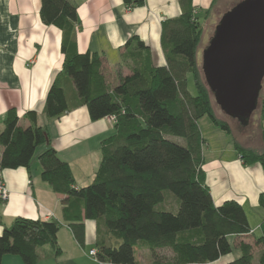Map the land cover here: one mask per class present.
<instances>
[{
  "label": "trees",
  "instance_id": "trees-1",
  "mask_svg": "<svg viewBox=\"0 0 264 264\" xmlns=\"http://www.w3.org/2000/svg\"><path fill=\"white\" fill-rule=\"evenodd\" d=\"M128 7L143 0H123ZM182 13L162 23L161 42L166 63L155 65L149 46L132 36L123 56L131 61L130 73L111 87L104 73V58L96 51L76 47L77 5L72 0H41L40 16L62 31V72L74 84L78 99L70 102L56 80L47 91L44 115L57 118L85 105L91 120L114 116L115 132L101 141L102 158L92 181L75 184L70 163L51 145L48 129L35 110L19 124L10 108L0 130V171L29 168L37 146L41 177L63 194V215L77 240L84 243L85 219L101 221L105 237L97 240V258L113 264H139L141 244L149 248L152 264L207 263L229 254V235H244L251 226L244 207L235 199L216 205L205 181L203 137L198 120L211 121L232 133L228 121L216 116L210 90L199 73L197 45L203 26L195 17L192 0H180ZM193 76L196 93L188 86ZM261 103L264 98L259 97ZM260 102V101H259ZM263 146L234 145L245 164L264 166ZM174 137L183 138V143ZM174 195L171 196L172 194ZM264 203V198L261 197ZM57 221L17 216L0 233V264L5 254L19 255L25 264H37L38 248L50 244L60 253ZM264 243V237L255 244ZM240 255L223 264H264V249L255 261L253 243L240 240ZM168 250L169 254L161 253Z\"/></svg>",
  "mask_w": 264,
  "mask_h": 264
},
{
  "label": "crops",
  "instance_id": "crops-1",
  "mask_svg": "<svg viewBox=\"0 0 264 264\" xmlns=\"http://www.w3.org/2000/svg\"><path fill=\"white\" fill-rule=\"evenodd\" d=\"M72 1L77 5V50L96 51L103 56L104 73L111 87L119 82L121 76L130 73L132 62L125 59L123 52L125 43L132 36H138L149 46L155 65L166 63L161 42L162 23L182 13L180 0H143L135 7H128L123 0ZM236 2L192 0L195 17L203 26L197 45V60L206 24L214 30L221 14ZM40 7L41 0H0V130L10 108L17 111L22 126L30 123L26 112L35 110L38 122L48 129L51 145L62 159L70 163L75 184L81 187L92 181L102 158L101 141L115 132V121L113 116L91 120L85 105L74 107L57 118L44 115L46 94L53 81L65 87L70 102L75 103L78 97L71 78L62 72V31L42 21ZM261 96L264 98L263 88ZM259 104L258 121L261 126L264 125V102L260 100ZM243 145L250 146L247 143ZM262 146L263 142L260 148ZM46 147V143L37 146L29 168L20 166L0 171L8 190V196L0 198V233L17 216L57 221L60 224L57 233L60 253H56L50 244L40 246L37 264H113L102 262L90 254V250L96 248L97 240L105 237L101 221L84 220L85 240L80 243L70 222L64 218L63 194L55 192L41 177L38 155ZM1 153L0 145V157ZM203 155L205 181L214 203L219 205L227 199L240 202L251 232L240 236L229 235L233 243L232 252L202 264H223L235 259L240 255L237 245L240 240L254 244L253 253L257 260L264 249V243L255 244L256 239L264 237V203L261 200V197L264 198V166L260 163L245 164L233 139L220 141L205 138ZM93 157L97 163L90 167ZM161 253L169 254V251ZM136 256L139 264H152L151 252L146 246L139 244ZM1 264L25 263L19 255L5 254Z\"/></svg>",
  "mask_w": 264,
  "mask_h": 264
},
{
  "label": "water",
  "instance_id": "water-1",
  "mask_svg": "<svg viewBox=\"0 0 264 264\" xmlns=\"http://www.w3.org/2000/svg\"><path fill=\"white\" fill-rule=\"evenodd\" d=\"M202 71L221 108L248 124L264 80V0H239L221 14Z\"/></svg>",
  "mask_w": 264,
  "mask_h": 264
},
{
  "label": "rangeland",
  "instance_id": "rangeland-1",
  "mask_svg": "<svg viewBox=\"0 0 264 264\" xmlns=\"http://www.w3.org/2000/svg\"><path fill=\"white\" fill-rule=\"evenodd\" d=\"M239 1V0H237ZM231 6H229L230 8ZM214 30L211 26H208L206 24L205 29H204V34L202 36L199 49H200V57H198V68H199V73L201 74L202 78L204 79L203 71H202V56H203V46L205 43H208L210 41V36L211 34L213 35ZM209 44V43H208ZM207 44V45H208ZM205 80V79H204ZM188 86L193 94L196 93V88L194 85L193 81V76L191 73L188 74ZM263 90H264V80H263ZM262 92V91H261ZM210 97H211V103L214 109V112L216 116L219 118L226 120L229 122L232 128V133H228L225 130L221 129L220 127L216 126L210 119L208 115H204L200 118L199 121V126L201 128L202 134L206 139H211V140H231L235 138L238 142L241 144L247 143L250 144L251 147L260 149L262 145V136H261V126L259 125V115H260V109L258 104V109L256 108L252 115L250 116L249 123L248 124H243L237 117H232L228 115L219 105L217 102L215 95L212 91H210ZM114 118V116H113ZM115 121V118H114ZM215 128V130H219L220 133H218L212 129ZM221 137V138H220ZM180 142H184L183 138L181 137H174ZM101 156L98 157V161L100 160ZM97 163V159L95 157L92 158L90 162V167L94 166ZM172 194V193H171ZM171 196L174 197L172 194ZM256 261V260H255Z\"/></svg>",
  "mask_w": 264,
  "mask_h": 264
},
{
  "label": "built area",
  "instance_id": "built-area-1",
  "mask_svg": "<svg viewBox=\"0 0 264 264\" xmlns=\"http://www.w3.org/2000/svg\"><path fill=\"white\" fill-rule=\"evenodd\" d=\"M7 196H8V190L5 187L3 181H2V179L0 177V198H6ZM90 254L96 256V254H97L96 249L95 248H92L90 250Z\"/></svg>",
  "mask_w": 264,
  "mask_h": 264
},
{
  "label": "bare ground",
  "instance_id": "bare-ground-1",
  "mask_svg": "<svg viewBox=\"0 0 264 264\" xmlns=\"http://www.w3.org/2000/svg\"><path fill=\"white\" fill-rule=\"evenodd\" d=\"M263 87V86H262ZM261 91H262V89H261ZM260 94H261V92H260ZM260 97V96H259ZM260 101V100H259Z\"/></svg>",
  "mask_w": 264,
  "mask_h": 264
}]
</instances>
